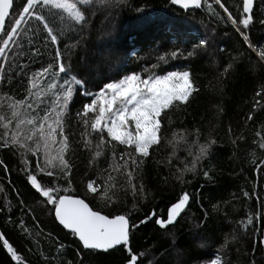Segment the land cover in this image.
Masks as SVG:
<instances>
[{
    "label": "trees",
    "instance_id": "obj_1",
    "mask_svg": "<svg viewBox=\"0 0 264 264\" xmlns=\"http://www.w3.org/2000/svg\"><path fill=\"white\" fill-rule=\"evenodd\" d=\"M21 3L15 0L12 16ZM221 3L233 16L241 15L242 0ZM79 7L85 14L83 22L68 20L61 10L44 9L59 32L57 44L46 39L43 26L32 20L30 25L21 26L17 37L21 47L10 45L7 61L0 59L4 65L0 71L3 115L10 116L8 105L26 96V105L32 103L33 108L25 105L22 111L29 115L38 112L42 117L54 107L55 97L46 91L48 77L36 80L32 96L28 89L33 73L53 63L57 50L71 71L56 79L62 83L77 75L87 81L86 88L73 85L64 119V134L69 139L65 158L70 172L64 173L58 163L45 167L42 148L38 154L27 151L23 156V150L0 148L4 162L0 165V232L28 264H127L129 253L123 246L107 253L82 250L75 236L56 222L51 205L31 186L27 168L44 187L67 188L69 194L82 197L93 209L104 214H128L134 224L152 211L164 216L183 191L189 192L190 204L174 227L162 230L153 219L132 231L129 246L137 254L144 253L139 257L143 264H208L216 255L226 264H264V171L260 170L264 165L259 164L264 160V149L259 148L260 136L264 135V59L259 54L264 49V0H254L249 28L239 25L249 37L247 42L214 0H201L200 7L190 9L180 8L171 0H89ZM10 19H6V28H10ZM201 38L209 39L208 46L189 56ZM177 49L178 55L172 57L171 52ZM161 56L165 59L160 60ZM173 70L188 71L197 91L189 102L162 112L163 141L159 148L150 150L134 173L133 182L137 186L143 183L145 189L144 194L137 191L134 196L124 170L114 169L128 159L129 153L133 158L137 154L126 145L109 143L111 138L106 133L100 143V136L90 124L85 127L76 114L95 98L85 91L96 93L105 83L133 72L146 78ZM42 91L44 95H39ZM92 118L90 113L89 120ZM4 131L0 127V136ZM173 133L186 136V140L173 142L175 156L173 145L168 143ZM210 139L215 144L196 170L184 172L182 181L177 180V170L185 164L190 167L198 146ZM56 147L51 156L56 155ZM97 151L100 156L95 155ZM37 164L45 168L44 173ZM49 171L52 176L47 175ZM109 174L115 178L117 202L106 206L86 185L92 180L102 187ZM249 217L252 224L247 223ZM61 244L63 249H59ZM0 264H16L2 246Z\"/></svg>",
    "mask_w": 264,
    "mask_h": 264
},
{
    "label": "snow or ice",
    "instance_id": "obj_2",
    "mask_svg": "<svg viewBox=\"0 0 264 264\" xmlns=\"http://www.w3.org/2000/svg\"><path fill=\"white\" fill-rule=\"evenodd\" d=\"M215 2L227 13V18L231 23L237 25L236 30L247 42L249 37L241 31L239 25L247 29L252 24L254 0H242V13L239 17L233 16V13L221 3V0H215ZM81 3L87 5L89 0H22L20 10L15 16H12L15 0H0V59L7 61V52L10 45L21 47V43L17 39L22 31L21 26L30 25L32 20L38 21L43 26V31L47 34L46 39L53 44H57L59 42V32L50 23L44 9L61 10L67 14L68 20L83 22L85 21V14L79 7ZM171 3L180 5L185 9L192 6L197 8L201 6V0H171ZM6 18H11L10 28H6ZM60 19L63 21L64 17ZM261 23H264V21H261ZM62 30L66 31L67 29ZM28 31H34V29L29 28ZM209 42L208 38L199 39L198 43L192 46L193 50L188 52V55L192 56L197 50L206 48ZM249 47H252L250 43ZM179 51L177 49L171 52L170 55L175 57ZM259 54L261 59H264V49H261ZM62 57V52L57 50L53 63H49L46 67H42L33 73L30 81L31 88L28 89V95L32 96V89L37 88L36 80L48 77L50 82L47 83L46 91H50L55 97L54 107L44 111L41 117L38 112L29 115L22 111V107L26 105L28 100L27 96L23 100H14L10 103L8 105L10 116L0 114V127L5 129L3 135L0 136V148L23 150L21 152L22 156L27 151L38 154L42 148L45 167H56L58 163L61 170L67 173L70 172V164L65 158V153L69 147V139L64 134V119L73 97V85L86 88L87 81L79 79L77 75L63 79L62 83L57 80L56 77L60 74L66 75L71 71L70 68L66 69ZM164 59L165 56L160 57V60ZM228 67L230 68L231 65ZM3 68L4 65L0 64V71ZM227 70L225 69V71ZM196 91L197 89L188 71H171L166 75H147L146 78L133 72L124 75L119 80L105 83L98 93L85 91V95L94 96L95 98L91 99L89 103H85L82 110L77 112L76 115L82 120L85 127L90 124L91 129L100 136V143L104 142L103 134L106 133L111 138L109 143L114 141L120 145H126L137 154L133 158L132 154L129 153L128 159H125L122 165L117 164L114 169L115 171L124 170L127 184L135 196L137 191L144 194L145 189L143 183L137 186L133 182L135 179L134 173L143 162V159L149 157L150 150L159 148L163 141L162 112L171 108L174 104L189 102L190 97ZM39 95H44V92H40ZM257 95H260V93L258 92ZM40 103H43V101H40ZM26 107L32 109L33 104L28 103ZM90 113L93 114L91 121L89 120ZM248 119H252L251 114ZM172 136L173 140H169L168 143L173 145L172 156H175V144L173 142L175 140H186V136L183 134L178 136L177 133H173ZM31 144H34L35 147H31ZM212 144H215V140L210 139L208 143L200 144L191 166L185 164L182 169H178L180 175L176 179L182 181L184 172H194L200 159L208 154V149ZM53 146H58L55 148V156L50 155ZM87 146L88 142H85V147ZM259 148L264 149V135L260 136ZM189 154H192L191 151H189ZM95 155L100 156L101 152L97 151ZM115 155L116 153L113 152V157ZM253 155L255 154L253 153ZM123 156L122 153L121 159H123ZM3 163L0 160V165ZM259 164L264 165V160H260ZM109 167L112 168L111 165ZM37 168L41 173L45 172V168L40 167L39 164H37ZM260 170L264 171V168ZM25 171L31 186L45 198L47 205H51L50 211H54V217L59 224L70 230L78 238L82 250L107 253L117 246H123L129 253L127 264H143L139 257H142L144 253L137 254L129 246L134 229L154 219L156 225L167 231L170 226L174 227L179 223L184 210L190 204L191 194L183 191L176 202L172 203L167 209L164 216L152 211L150 214H146L139 224H134L130 223L128 214L112 215L111 213L104 214L102 211L93 210L85 202V199L69 194L67 188L44 187L36 174H32L27 168ZM203 174L205 177L209 176L208 171ZM47 175L52 176L53 173L49 171ZM114 181L115 178L109 174L102 187L96 185L95 181L92 180L87 183L86 187L90 193L98 195L104 200L106 206H111L117 202L115 199L117 185ZM110 190H112L111 195H109ZM61 192L63 194H60ZM252 222V218L249 217L247 223L252 224ZM20 227L23 228V222H21ZM0 246L6 249L11 260L16 264H28L27 260L9 242L4 232H0ZM63 247L64 245H59V249H63ZM68 264H71V262H68ZM209 264H226V262L222 260L220 255H216L214 259L209 261Z\"/></svg>",
    "mask_w": 264,
    "mask_h": 264
},
{
    "label": "water",
    "instance_id": "obj_3",
    "mask_svg": "<svg viewBox=\"0 0 264 264\" xmlns=\"http://www.w3.org/2000/svg\"><path fill=\"white\" fill-rule=\"evenodd\" d=\"M178 6H180V5H178ZM193 7V6H192ZM192 7H189L188 9H190V8H192ZM180 8H183L182 6H180ZM183 9H185V8H183ZM223 9V8H222ZM224 11V10H223ZM227 14V13H226ZM7 19V18H6ZM80 197V196H79ZM80 198H82V197H80ZM83 199V198H82ZM85 202L86 203H88L86 200H85ZM90 206V205H89ZM91 207V206H90ZM93 210H95V209H93ZM53 215H54V211H53ZM117 215H120V214H117ZM55 218V217H54ZM56 220V219H55ZM56 222L59 224V222L56 220ZM60 225V224H59ZM64 230H66V231H68V232H70V230H67V229H65L62 225H60ZM71 233V232H70ZM76 238V237H75ZM76 240L78 241V238H76ZM118 247V246H117Z\"/></svg>",
    "mask_w": 264,
    "mask_h": 264
},
{
    "label": "rangeland",
    "instance_id": "obj_4",
    "mask_svg": "<svg viewBox=\"0 0 264 264\" xmlns=\"http://www.w3.org/2000/svg\"><path fill=\"white\" fill-rule=\"evenodd\" d=\"M215 1V0H214ZM173 71H183V70H173ZM171 72V71H169ZM167 74V73H166ZM166 74H163V75H166ZM99 91H97L96 93H98ZM215 258V257H214ZM209 264V263H208Z\"/></svg>",
    "mask_w": 264,
    "mask_h": 264
},
{
    "label": "bare ground",
    "instance_id": "obj_5",
    "mask_svg": "<svg viewBox=\"0 0 264 264\" xmlns=\"http://www.w3.org/2000/svg\"><path fill=\"white\" fill-rule=\"evenodd\" d=\"M148 12V11H147ZM143 24V23H142ZM199 27V26H198ZM8 97V96H7ZM1 98H2V96H1ZM12 98V97H11ZM35 172V171H34Z\"/></svg>",
    "mask_w": 264,
    "mask_h": 264
}]
</instances>
